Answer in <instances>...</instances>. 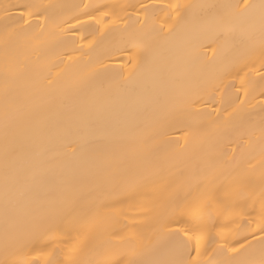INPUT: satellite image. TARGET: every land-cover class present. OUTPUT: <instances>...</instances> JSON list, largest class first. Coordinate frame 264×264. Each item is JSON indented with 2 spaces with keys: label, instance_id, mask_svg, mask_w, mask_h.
I'll return each mask as SVG.
<instances>
[{
  "label": "bare ground",
  "instance_id": "6f19581e",
  "mask_svg": "<svg viewBox=\"0 0 264 264\" xmlns=\"http://www.w3.org/2000/svg\"><path fill=\"white\" fill-rule=\"evenodd\" d=\"M245 2L260 4L0 0V264L24 254L39 264H68L78 222L66 217L39 238L33 234L36 217L47 211L48 191L59 194L81 175L105 177L93 196L101 231L85 260L105 248L111 259H120L133 235L138 253L159 258L170 243L166 233L201 225L209 237L202 261L224 260V246L239 247L247 243L245 236L258 247L256 224L264 219V50L259 9L245 11ZM32 3L55 6L49 11L59 26L49 20L40 43L21 41L6 102L3 29L22 23L23 5ZM169 4L182 7L177 12ZM6 5L12 7L5 11ZM30 21L33 28L44 23L36 16ZM80 78L91 92L78 94L70 86ZM157 157L166 166L153 175L152 165L142 160ZM211 166L250 182L205 207L201 219L184 216V223L161 229L157 222L172 209L153 192L171 185L181 200H191L189 189Z\"/></svg>",
  "mask_w": 264,
  "mask_h": 264
},
{
  "label": "snow or ice",
  "instance_id": "6c2138e0",
  "mask_svg": "<svg viewBox=\"0 0 264 264\" xmlns=\"http://www.w3.org/2000/svg\"><path fill=\"white\" fill-rule=\"evenodd\" d=\"M9 7L12 6L6 5L5 11ZM23 7L25 12L19 17V21L22 23H6L3 29L6 102L9 92L7 80L14 71L19 70L18 58L21 41H36L40 43L49 20L52 21L53 25L59 26L55 15L49 11L50 8L55 6L32 3L25 4ZM166 7L169 10H177L178 12L182 6L169 4ZM183 7L191 6L185 5ZM208 7L213 8L215 6ZM253 8L259 9L261 19L260 47L264 50V0H260L259 5H250L245 2V11ZM33 16L42 17L44 23L40 24L38 22L37 27L33 28L30 21ZM70 86L78 94H87L92 91V86L83 78L75 80ZM4 135L7 144L10 135L7 127ZM5 155L7 157V150ZM142 162H148L152 165L153 175H159L166 166V162L158 157L147 161L142 160ZM221 177H223L222 181ZM104 179L103 175H81L67 181L59 194L55 189L49 190L46 194L48 199L44 205L47 211L41 212L36 217L38 230L33 234V239L39 238L46 231H51L60 220L72 217L80 224V228L68 264H264V219L256 224V230L261 234L260 239L256 241L258 247L253 245L252 241L245 236L244 239L247 243L240 244L239 247L224 246L222 250L225 251L226 258L221 261H202L200 259L201 249L206 248L209 241L207 230L203 225L193 228L179 227L175 231L166 233L171 238L170 243L166 252L159 258H145L143 254L138 253L135 243L137 237L133 235L127 238L131 247L120 254V259H111L110 251L106 248L98 253V258L96 259H83L91 250L93 242L101 231V226L98 224L100 213L93 196ZM261 180L264 181V176L261 177ZM249 182L250 178L243 174L226 173L223 169L211 166L197 181L195 190L189 189L188 194L192 196L191 200H181L179 195L172 190L171 185L162 187L153 192V197L163 202L165 206L171 207L172 211L162 217L157 223L163 229L169 223H184V216H188L192 221L201 219L205 207H211L217 200H228L233 191H242ZM176 216H179L180 219H175ZM248 227L251 228L252 226L249 224ZM250 234L255 239L256 231L254 230ZM23 247H27V242ZM23 247L20 249L21 252H23ZM193 251L195 252V257L192 256ZM11 264H39V261L30 260L24 254L20 258L12 260Z\"/></svg>",
  "mask_w": 264,
  "mask_h": 264
}]
</instances>
